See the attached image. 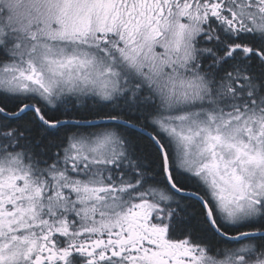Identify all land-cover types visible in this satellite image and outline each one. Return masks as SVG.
Segmentation results:
<instances>
[{
    "label": "snow or ice",
    "instance_id": "snow-or-ice-1",
    "mask_svg": "<svg viewBox=\"0 0 264 264\" xmlns=\"http://www.w3.org/2000/svg\"><path fill=\"white\" fill-rule=\"evenodd\" d=\"M0 264H264V0H0Z\"/></svg>",
    "mask_w": 264,
    "mask_h": 264
}]
</instances>
